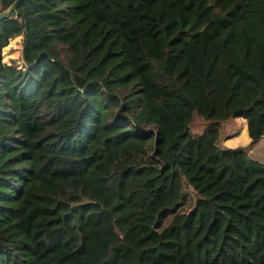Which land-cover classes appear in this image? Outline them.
Masks as SVG:
<instances>
[{"label": "trees", "instance_id": "16d2710c", "mask_svg": "<svg viewBox=\"0 0 264 264\" xmlns=\"http://www.w3.org/2000/svg\"><path fill=\"white\" fill-rule=\"evenodd\" d=\"M238 119L249 145L221 149ZM261 140L264 0H20L0 264H264Z\"/></svg>", "mask_w": 264, "mask_h": 264}, {"label": "rangeland", "instance_id": "374dc122", "mask_svg": "<svg viewBox=\"0 0 264 264\" xmlns=\"http://www.w3.org/2000/svg\"><path fill=\"white\" fill-rule=\"evenodd\" d=\"M21 39L16 38L13 39L9 42L8 46L3 50L2 52V61L4 63H9L14 66H20L21 61H20V48H21ZM62 56V53H61ZM204 126V123L199 120L195 119L193 122V125L191 126V131L193 133L199 132L202 127ZM243 125L242 121L237 120L234 122H227L222 125L221 132H220V139H219V147L221 149H229L227 144L230 139H233V141H230V145L233 147H240V148H246L247 146L242 143V139L240 137V134L242 132ZM263 152V151H262ZM262 152H256L253 151L252 149L248 151V156L251 159L257 158L261 159V157L264 155ZM189 192V190L187 191ZM169 220H164L162 223V228L167 225Z\"/></svg>", "mask_w": 264, "mask_h": 264}, {"label": "crops", "instance_id": "0c3cea01", "mask_svg": "<svg viewBox=\"0 0 264 264\" xmlns=\"http://www.w3.org/2000/svg\"><path fill=\"white\" fill-rule=\"evenodd\" d=\"M239 120V119H238ZM234 121H237V120H234ZM234 121H232V122H234ZM240 121V120H239ZM242 121V120H241ZM242 125H243V129H242V132H241V134H240V137H241V139H242V143L244 144V145H249V141H248V139H247V136H246V133H245V126H244V121H242ZM230 141L232 142L233 141V139H230L229 141H226V142H229L230 143ZM227 144V146L229 147V149H233V148H237V147H233V146H231L230 144ZM252 150L253 151H256V152H262L263 154H264V140H261L260 142H258L253 148H252ZM250 158V157H249ZM252 160H254V161H257L258 163H260V164H262V165H264V155L261 157V159H257V158H254V159H252Z\"/></svg>", "mask_w": 264, "mask_h": 264}, {"label": "water", "instance_id": "95a60500", "mask_svg": "<svg viewBox=\"0 0 264 264\" xmlns=\"http://www.w3.org/2000/svg\"><path fill=\"white\" fill-rule=\"evenodd\" d=\"M19 1L20 0H15L13 2V4H11L6 10L0 12V20L9 16L12 13V11L14 10V8L16 7V5L19 3Z\"/></svg>", "mask_w": 264, "mask_h": 264}]
</instances>
